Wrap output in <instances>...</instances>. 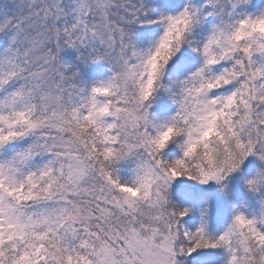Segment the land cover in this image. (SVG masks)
Here are the masks:
<instances>
[{
	"label": "snow or ice",
	"instance_id": "obj_1",
	"mask_svg": "<svg viewBox=\"0 0 264 264\" xmlns=\"http://www.w3.org/2000/svg\"><path fill=\"white\" fill-rule=\"evenodd\" d=\"M0 264H264V2L0 0Z\"/></svg>",
	"mask_w": 264,
	"mask_h": 264
},
{
	"label": "trees",
	"instance_id": "obj_2",
	"mask_svg": "<svg viewBox=\"0 0 264 264\" xmlns=\"http://www.w3.org/2000/svg\"><path fill=\"white\" fill-rule=\"evenodd\" d=\"M258 2H264V0H258ZM75 53L69 52L66 54V59L71 63L74 60ZM102 72V76L100 78H106L108 73L106 69H101L99 67L93 68L92 73L90 75ZM184 183V184H182ZM182 183H175L172 188V200L177 206H195L200 207L205 202L209 203L211 206L213 202L211 200L215 199L214 191L216 190L214 187H202L194 182L182 181ZM237 190L239 187L237 186ZM221 203L224 204L223 199L221 198ZM213 220L217 219V217L224 216L226 214V208L223 206L220 210H212ZM191 224H195V218L193 217Z\"/></svg>",
	"mask_w": 264,
	"mask_h": 264
},
{
	"label": "rangeland",
	"instance_id": "obj_3",
	"mask_svg": "<svg viewBox=\"0 0 264 264\" xmlns=\"http://www.w3.org/2000/svg\"><path fill=\"white\" fill-rule=\"evenodd\" d=\"M179 184L180 183H182V181H177ZM176 182V183H177ZM182 184H184V183H182ZM214 194H215V196H217L215 199H213V200H211V202H213V205L211 206V208H212V210H220L223 206H224V204L223 203H221V195L218 193V191L217 190H215L214 191Z\"/></svg>",
	"mask_w": 264,
	"mask_h": 264
}]
</instances>
